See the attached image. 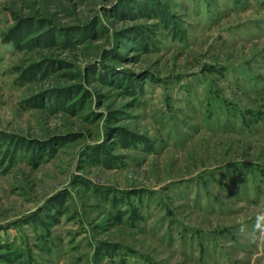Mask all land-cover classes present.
I'll list each match as a JSON object with an SVG mask.
<instances>
[{"label": "rangeland", "instance_id": "374dc122", "mask_svg": "<svg viewBox=\"0 0 264 264\" xmlns=\"http://www.w3.org/2000/svg\"><path fill=\"white\" fill-rule=\"evenodd\" d=\"M0 264H264V0H0Z\"/></svg>", "mask_w": 264, "mask_h": 264}]
</instances>
